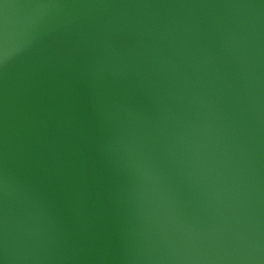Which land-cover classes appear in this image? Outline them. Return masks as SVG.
<instances>
[{"label":"water","instance_id":"95a60500","mask_svg":"<svg viewBox=\"0 0 264 264\" xmlns=\"http://www.w3.org/2000/svg\"><path fill=\"white\" fill-rule=\"evenodd\" d=\"M0 262L264 264V0H2Z\"/></svg>","mask_w":264,"mask_h":264},{"label":"snow or ice","instance_id":"6c2138e0","mask_svg":"<svg viewBox=\"0 0 264 264\" xmlns=\"http://www.w3.org/2000/svg\"><path fill=\"white\" fill-rule=\"evenodd\" d=\"M0 2H2V0H0ZM4 7H7V5H4ZM0 264H2V262H0Z\"/></svg>","mask_w":264,"mask_h":264}]
</instances>
